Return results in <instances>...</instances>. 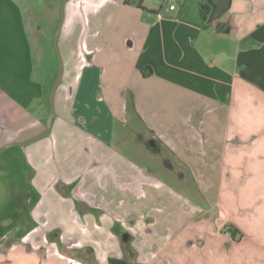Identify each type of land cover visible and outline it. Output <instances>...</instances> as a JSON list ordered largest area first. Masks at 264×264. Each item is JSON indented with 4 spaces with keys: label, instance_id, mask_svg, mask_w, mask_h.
I'll list each match as a JSON object with an SVG mask.
<instances>
[{
    "label": "crops",
    "instance_id": "obj_1",
    "mask_svg": "<svg viewBox=\"0 0 264 264\" xmlns=\"http://www.w3.org/2000/svg\"><path fill=\"white\" fill-rule=\"evenodd\" d=\"M25 3L0 0V149L35 200L0 264H264V0H65L50 127L23 143L57 76Z\"/></svg>",
    "mask_w": 264,
    "mask_h": 264
},
{
    "label": "rangeland",
    "instance_id": "obj_2",
    "mask_svg": "<svg viewBox=\"0 0 264 264\" xmlns=\"http://www.w3.org/2000/svg\"><path fill=\"white\" fill-rule=\"evenodd\" d=\"M25 2L26 7L30 5L34 8L37 17L35 20L44 31L41 42L34 43V49L38 55H41L37 60L38 74L41 77L45 76L46 69L50 68L57 73L59 61L55 35L63 18L64 0H25ZM22 149L23 146L14 144L0 152V182L5 184L0 186V236L8 233L17 221L24 220L26 227L30 222L28 212L35 200V193L29 185L30 168ZM196 202L201 204L199 201ZM6 217V222L1 221ZM215 222L214 234L220 236L226 227L223 224V215L217 216ZM166 262L172 264L170 259Z\"/></svg>",
    "mask_w": 264,
    "mask_h": 264
},
{
    "label": "water",
    "instance_id": "obj_3",
    "mask_svg": "<svg viewBox=\"0 0 264 264\" xmlns=\"http://www.w3.org/2000/svg\"><path fill=\"white\" fill-rule=\"evenodd\" d=\"M64 2H65V0H64ZM64 2H63V5H64ZM62 11H63V8H62ZM61 22H60V24L58 26V30H57V33L55 35V44H56V49H57V54H58L59 68H58V71H57L56 79H55V81L53 83V86L51 88V91H50V96H49L50 110H49V115H48V118H47V121H46L45 130L41 134H39L37 136H34V137L28 139L27 141H25L23 143H27V142L35 139V138H38V137H41V136L45 135L48 132V129L50 127V122H51V119H52V116H53V113H54L55 92H56V89H57L58 85L60 84V81H61V78H62V74H63L62 59H61L60 51H59V48H58V45H57V37H58V33L60 31ZM12 144H14V143H9L8 145H5L4 147H2L0 149V151H2L3 149L7 148L8 146H10Z\"/></svg>",
    "mask_w": 264,
    "mask_h": 264
},
{
    "label": "trees",
    "instance_id": "obj_4",
    "mask_svg": "<svg viewBox=\"0 0 264 264\" xmlns=\"http://www.w3.org/2000/svg\"><path fill=\"white\" fill-rule=\"evenodd\" d=\"M128 4H135L138 7H142L143 0H125ZM225 232H229L230 235L235 238L236 234H238V230L233 228L231 225H226L224 228ZM109 264H125V261L117 260V259H109Z\"/></svg>",
    "mask_w": 264,
    "mask_h": 264
},
{
    "label": "built area",
    "instance_id": "obj_5",
    "mask_svg": "<svg viewBox=\"0 0 264 264\" xmlns=\"http://www.w3.org/2000/svg\"><path fill=\"white\" fill-rule=\"evenodd\" d=\"M167 1L170 2L169 8L174 9L176 0H167Z\"/></svg>",
    "mask_w": 264,
    "mask_h": 264
}]
</instances>
